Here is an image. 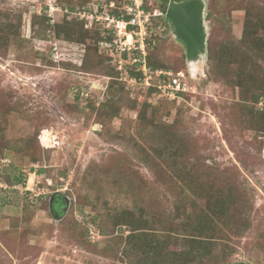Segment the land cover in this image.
<instances>
[{
    "label": "rangeland",
    "instance_id": "rangeland-1",
    "mask_svg": "<svg viewBox=\"0 0 264 264\" xmlns=\"http://www.w3.org/2000/svg\"><path fill=\"white\" fill-rule=\"evenodd\" d=\"M141 1L151 14L148 35L158 40L148 57L155 66L159 62L175 70L185 93L175 100L153 101L150 92L130 87L113 100L121 103L119 115L101 125L88 119V107L83 108L104 104L110 81L98 74L104 68L90 73L80 69L85 46L56 37L52 28L67 17L58 13L43 31L34 22L47 18L48 0H0V26L11 23L19 31L8 52L0 49V141L6 145L0 160L8 165L0 164V264H127L113 239L128 232L121 227L112 235L111 214L139 207L145 218L171 224L179 203L202 208L205 198L197 194L218 186L233 191L239 204L253 202L254 210L240 217L252 224L241 232L238 221L232 224L231 240L215 243L205 264H224L225 257L230 264H264L263 136L244 102L253 97V89L264 88V0H201L206 43L215 54L209 59L206 86L200 83L204 65L195 69L196 79L186 72V50L156 6L160 2ZM56 2L70 10L66 1ZM107 2L73 0L72 7L79 9L75 13L100 12ZM111 3L121 9L132 6L129 0ZM247 23H257L253 30L260 27L249 38L244 36ZM185 62L189 67L187 57ZM76 104L80 114L73 110ZM262 104L264 96L257 105L260 111ZM36 135L41 156L35 162L34 151L27 147ZM167 141L181 147V168L204 174L195 190H185L184 182L168 176L166 168L167 184L156 183L157 177L144 166L146 155L151 158L155 150L177 149H170ZM54 196L63 200L48 212ZM83 234L90 248L78 246L86 244L79 238ZM176 240L181 245L177 250L184 249V239Z\"/></svg>",
    "mask_w": 264,
    "mask_h": 264
},
{
    "label": "trees",
    "instance_id": "trees-1",
    "mask_svg": "<svg viewBox=\"0 0 264 264\" xmlns=\"http://www.w3.org/2000/svg\"><path fill=\"white\" fill-rule=\"evenodd\" d=\"M64 1L69 3L68 6L70 10H68L70 12V15L79 10L73 9V0ZM156 1L158 3L160 2V4L156 5L159 7V10L163 14H166L165 8L166 6H168L170 0H154L155 3ZM174 1L180 4L191 0ZM111 2H113V0H108L106 6H109ZM89 3H87L86 1L85 5H89ZM121 11L122 9L115 5V9L110 10L109 12L111 15L119 17L123 13ZM145 11L148 12L146 9ZM155 14L156 13H154L153 15ZM155 17L156 16H153V20L159 19ZM67 21H64L60 25L54 26L52 29L54 30L57 38L63 39L66 42L85 46L86 49L84 62L80 69L84 73H90L93 71L100 72L104 68L105 72H103V74H98L101 75L102 78L109 79V88L118 87L122 94H126V84L119 81V74L116 73V71L110 64V59L105 56L100 50L99 43L102 40V27L95 25L92 30H86V23L84 20H71V22ZM49 22L50 20L48 16L47 18L39 17L36 18L34 25L38 24L40 27H42L41 29L45 31L51 28ZM256 24L251 25L247 23L245 25V38H249L250 36L255 34L258 29H260V27H257V29L253 30ZM149 33L150 30L148 28V34ZM18 36V26H14L11 23L2 27L0 26V49L4 50V52H8L12 39ZM157 42L158 40H156V38L155 40H153L148 35L147 48L149 53L152 46H154V44L156 45ZM257 47H262V44L259 43ZM185 57L186 56H184L183 58L184 67L188 75H191V70L185 62ZM214 57L215 54L213 53V47L208 42L206 43V45H204L203 49V58H206L207 62L203 64L204 67L203 70H201L203 72V76L200 75V83L204 84L205 86L210 83L211 79V75L209 74V59H212ZM148 65L153 70L162 69L165 71H174L176 73V71L172 68L167 69L166 65L162 63L158 62L157 66H155L151 62L150 54L148 57ZM239 86L244 87V84L239 83ZM256 88V90L253 89L252 91L255 93L253 97H245L244 102L247 106L246 111L249 109L252 117L255 120L256 131H258L263 136L259 138V154L264 162V111H260V109L257 108L260 99L264 96V88ZM255 91L258 92V94ZM151 93L152 92L149 93L150 96ZM248 103H253L251 108H249ZM86 108L90 113L89 115L86 114L88 116V119H90L89 116H91L95 119V122H98L102 125L108 120L112 121L119 115L118 113L121 108V103L108 100L106 97L105 103L100 107L96 108L92 104H90L85 106V108L83 109ZM79 109L80 108H78V105L73 108L74 112L76 111L78 112V114H80L81 110L79 112ZM145 112L146 111L141 112V114L143 113L144 115H140L143 121L145 120ZM167 144L169 145L168 147L170 149L172 147H175L177 149H171L172 152H170V150L166 149L165 147L164 149L161 148L155 150L151 158L146 155L145 159L143 160L144 166L157 177L155 181L156 183L165 181L164 184H167L168 176H170L178 181H183L185 184V190H195V185L197 183L196 181L204 179L202 177L204 174L198 173V171L181 168L178 160L179 155L182 152L181 147H177L172 143V141H167ZM41 147L43 149L51 148H45V146L42 145ZM4 149H6V145L2 144L0 141V151H3ZM27 149H32L34 151V156L32 155L33 161L36 162L40 160L41 152H39L37 135L34 136V140L29 143V148L27 147ZM118 165L119 164L114 165L113 168H117ZM165 168L167 169L166 174L168 176L165 174ZM66 175L67 172L64 173V176ZM15 180H17V182H20L18 178H16ZM138 183L141 184V181H138ZM234 196L235 193H233V191L229 189L225 191L220 186L214 189L212 187L211 190H208L207 194H197L198 198H205V205L202 208H199L196 203H193L191 207H185L183 202L182 204L179 203V205L176 206L175 215L173 217L174 220L171 224L167 223L166 221L161 222L151 216L145 218L143 213L144 211L139 207L116 211L115 213L110 215V218L108 220L110 228L112 229V235L117 228L121 227H125L128 232L127 236H118L115 234L117 238H114L113 240L115 245H118V253L122 254V256L124 257L123 260H127V264H205L204 261L212 257V251L214 249V246L216 245L215 243L221 242V244H226L231 240L228 232H231L232 224H235L238 221L239 225L237 224L236 227L239 228L240 232L245 230L244 226L251 227L252 221L250 219L241 218L247 213V211L254 210L253 202L252 204L245 206L247 204L246 201L243 200L242 203L240 202L239 204L237 203V200L234 198ZM71 205L72 207L74 205V202L72 200ZM239 207H241V210ZM47 210L49 212V205L47 207ZM237 228L235 231H237ZM79 238L80 241H86V244L79 242L77 243L78 246L83 248L87 246V248H90L89 246L91 245L87 241V237L85 234L79 236ZM181 238L184 239V249L177 250V248L181 245L180 243L176 245L175 242H177L176 239ZM224 264H230L229 257H225Z\"/></svg>",
    "mask_w": 264,
    "mask_h": 264
},
{
    "label": "built area",
    "instance_id": "built-area-1",
    "mask_svg": "<svg viewBox=\"0 0 264 264\" xmlns=\"http://www.w3.org/2000/svg\"><path fill=\"white\" fill-rule=\"evenodd\" d=\"M129 1L132 6L123 8L121 11L123 13L119 17L109 12L115 9L114 3L100 8V12L98 8V11L70 15L69 10L59 7L56 0H48L45 13L51 19V24L55 23V16L61 13L69 21H71L69 16L84 20L86 30H92L95 25L102 27L103 34L99 47L119 74V81L126 84L127 89L142 88L152 92L153 101L175 100L185 93V87L174 77L172 71L153 70L148 65L147 38L151 14L145 13L141 0ZM41 140L42 138H39L40 143ZM0 164L4 168L8 167L3 159L0 160Z\"/></svg>",
    "mask_w": 264,
    "mask_h": 264
},
{
    "label": "water",
    "instance_id": "water-1",
    "mask_svg": "<svg viewBox=\"0 0 264 264\" xmlns=\"http://www.w3.org/2000/svg\"><path fill=\"white\" fill-rule=\"evenodd\" d=\"M165 16L173 28L175 39L182 42L185 46L187 61H190L189 50L196 48L202 41V34L207 32L203 2L201 0H192L179 4L170 0ZM204 42L203 46L206 45V41ZM106 96L108 100H117L120 96L119 88L108 89ZM67 203L69 205L68 199Z\"/></svg>",
    "mask_w": 264,
    "mask_h": 264
},
{
    "label": "flooded vegetation",
    "instance_id": "flooded-vegetation-1",
    "mask_svg": "<svg viewBox=\"0 0 264 264\" xmlns=\"http://www.w3.org/2000/svg\"><path fill=\"white\" fill-rule=\"evenodd\" d=\"M201 38H202V41L200 42V44H198L196 48L189 50V57H190L189 67L191 68V73H192L193 76L196 75L195 69L197 70V67L198 66L203 65V63L201 62V60L203 59V49H204L203 43H205L204 41L206 39V34L203 33ZM182 46L185 49V46L183 45V43H182ZM192 58H194V59H192ZM51 199H53V200L50 201V210H51V212H54L53 210H54V208H57L58 201L59 200H63V198L62 199H59V198H56V196H54ZM67 208L68 207L66 206V209L65 210H62V211L63 212H66L67 211Z\"/></svg>",
    "mask_w": 264,
    "mask_h": 264
},
{
    "label": "bare ground",
    "instance_id": "bare-ground-1",
    "mask_svg": "<svg viewBox=\"0 0 264 264\" xmlns=\"http://www.w3.org/2000/svg\"><path fill=\"white\" fill-rule=\"evenodd\" d=\"M205 34H206V38L208 37V34H207V32H205ZM206 40V39H205ZM191 76L194 78L195 77V75L193 76L192 75V73H191Z\"/></svg>",
    "mask_w": 264,
    "mask_h": 264
},
{
    "label": "clouds",
    "instance_id": "clouds-1",
    "mask_svg": "<svg viewBox=\"0 0 264 264\" xmlns=\"http://www.w3.org/2000/svg\"><path fill=\"white\" fill-rule=\"evenodd\" d=\"M110 89V88H109ZM107 97V96H106Z\"/></svg>",
    "mask_w": 264,
    "mask_h": 264
}]
</instances>
